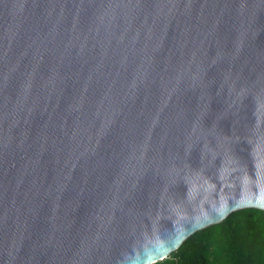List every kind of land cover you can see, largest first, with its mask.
Returning a JSON list of instances; mask_svg holds the SVG:
<instances>
[{
    "label": "water",
    "instance_id": "1",
    "mask_svg": "<svg viewBox=\"0 0 264 264\" xmlns=\"http://www.w3.org/2000/svg\"><path fill=\"white\" fill-rule=\"evenodd\" d=\"M264 211V0H0V264H154Z\"/></svg>",
    "mask_w": 264,
    "mask_h": 264
},
{
    "label": "trees",
    "instance_id": "2",
    "mask_svg": "<svg viewBox=\"0 0 264 264\" xmlns=\"http://www.w3.org/2000/svg\"><path fill=\"white\" fill-rule=\"evenodd\" d=\"M154 264H264V211L234 212Z\"/></svg>",
    "mask_w": 264,
    "mask_h": 264
}]
</instances>
